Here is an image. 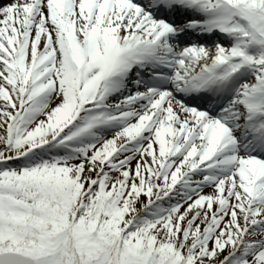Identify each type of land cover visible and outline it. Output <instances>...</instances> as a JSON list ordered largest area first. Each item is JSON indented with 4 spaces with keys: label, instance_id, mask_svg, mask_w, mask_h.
I'll return each instance as SVG.
<instances>
[{
    "label": "snow or ice",
    "instance_id": "6c2138e0",
    "mask_svg": "<svg viewBox=\"0 0 264 264\" xmlns=\"http://www.w3.org/2000/svg\"><path fill=\"white\" fill-rule=\"evenodd\" d=\"M0 264H264V0H0Z\"/></svg>",
    "mask_w": 264,
    "mask_h": 264
}]
</instances>
